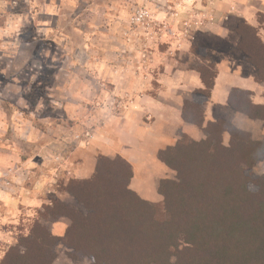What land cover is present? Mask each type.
I'll use <instances>...</instances> for the list:
<instances>
[{
    "label": "rangeland",
    "instance_id": "obj_1",
    "mask_svg": "<svg viewBox=\"0 0 264 264\" xmlns=\"http://www.w3.org/2000/svg\"><path fill=\"white\" fill-rule=\"evenodd\" d=\"M180 1L0 0V173L23 166L22 171L28 173L23 176L28 177L16 186L25 190H30L40 177L48 179L40 207L27 208L20 202L15 209L0 207L3 219L0 261L12 247H18L35 221L52 236L61 237L69 221L43 208L57 203L81 210L65 187L72 181L89 179L99 156L108 159L117 156L113 143L107 145L109 150H98L96 141L90 138L95 131L103 134L111 131L114 124L108 111L119 113V97H97L112 87L108 69L113 70L114 76L117 69L123 71L121 80L126 83L117 84L115 89L126 94L125 89L136 90L141 82L139 72H145L147 65H160L154 71L155 78L162 71L159 62L170 59L189 69L200 66L196 56L191 54L187 60L183 55L178 56L179 50L175 54L170 50V42L179 31L172 15L185 11L198 13L207 8L216 11L217 4H211V0H189L186 7L175 8ZM140 11L148 13L142 23L135 22ZM150 83L152 89L139 88L153 96L158 85L154 81ZM191 99L190 94L186 100ZM16 113L21 115L18 117ZM41 117L49 122L44 125L48 131L42 135L46 143L42 148H33L29 137L33 130L36 133L41 130L40 125L44 124ZM15 118L23 123L21 128L17 121L12 124ZM142 120L149 121L143 117ZM242 127L254 141L264 136V121ZM182 135L194 140L203 138L195 127L179 129L171 145ZM132 173L130 189L135 193L140 190L142 195L136 194L155 207L161 202L157 194L159 181L173 180L175 176L151 156L135 164ZM261 175H264V160L253 167L251 178L255 180ZM251 189L255 187L252 185ZM5 217L9 219L4 220ZM19 251L23 249L19 247ZM69 253L57 244L53 264H89L86 259H71Z\"/></svg>",
    "mask_w": 264,
    "mask_h": 264
},
{
    "label": "trees",
    "instance_id": "obj_2",
    "mask_svg": "<svg viewBox=\"0 0 264 264\" xmlns=\"http://www.w3.org/2000/svg\"><path fill=\"white\" fill-rule=\"evenodd\" d=\"M257 22L264 25V15L258 14ZM235 30L254 81L264 83L258 30L243 22ZM190 53L201 62L195 71L202 88L184 102L181 119L203 138L182 135L157 151L156 160L175 175L159 181L160 205L130 189L132 165L126 159L99 156L89 179L65 187L81 210L57 203L43 208L69 221L62 236H52L35 221L0 264H53L57 244L71 259L89 264H264V175L251 178L253 167L264 160V136L254 141L225 120L205 122L201 108L210 98L216 69L205 51L192 46ZM251 96L232 89L227 105L249 120L264 121V105L253 104Z\"/></svg>",
    "mask_w": 264,
    "mask_h": 264
},
{
    "label": "crops",
    "instance_id": "obj_3",
    "mask_svg": "<svg viewBox=\"0 0 264 264\" xmlns=\"http://www.w3.org/2000/svg\"><path fill=\"white\" fill-rule=\"evenodd\" d=\"M211 1V4H217V10H213L215 16L213 22L206 25L199 32L187 37L178 31L177 38L175 36L170 42V50L173 49L174 54L179 50L178 56L183 55L187 60L192 57L190 53L192 46L206 51L209 55V61L215 65L216 78L210 98L202 106L205 122L222 119L244 131L245 128L242 127V124L247 125L258 121L249 120L230 109L227 105L228 95L232 89L248 91L252 94L251 101L253 104L264 105V83L258 84L254 81V68L245 61L243 55L237 49L240 37L235 29L240 22L256 28L258 37L264 45V25H259L257 22L258 14L264 15V0ZM186 2H189V0H181L180 4L178 3L179 5L176 3L175 8L186 7ZM159 63L162 65V71L157 72L156 78L153 74L156 67L159 68L160 65L156 66V63L155 65H147L145 72H139L141 85L138 82L136 90L131 89L129 92L125 89L126 94L119 92L118 88L115 89L117 84L126 83L121 80L123 71L117 69L114 76L113 70L108 69L107 75L111 78L109 81L112 87L109 91H103L97 96L98 98L102 95H106L108 98L117 96L121 99V103L117 111L118 114L113 113L111 110L108 111L112 116V123L115 125H113L111 131L106 134L95 131L90 138L96 141L95 146L98 150H109L107 148L113 143L117 147V155L126 159L132 164V167L135 164L144 162L147 156H151L153 161L160 164L156 160V153L158 150L171 145L170 141L175 136V131L194 127L182 121L181 110L184 102L188 101L186 98L193 91L202 88L199 74L195 69L182 67L181 64H178V61L173 59ZM142 67L143 65L140 70H142ZM151 81L158 85V89L153 96L141 92L142 90L139 88L152 89ZM123 89L124 86L121 87V90ZM16 114L18 117L21 115L20 113ZM142 117L149 121L147 123L143 122ZM40 119L41 123H44L40 125L41 130L37 131L39 133L33 130L32 135L29 137V143L33 148H42L43 144L46 143L42 135L44 132L46 133L47 129L44 125H48L49 122L44 117ZM16 121L21 128L23 123H19L17 118L14 119L12 124ZM31 128L33 129V127ZM38 138L42 141H38ZM76 138L78 137L76 136ZM18 168L15 167L13 171L11 170L8 173H0V207L4 205L15 209L17 202L27 208L40 207L42 203L41 196L45 193L44 187L48 179L40 177L37 182H33L30 190H25L23 186H16L28 177L23 176L27 173L22 171L23 166ZM21 172L24 173L20 174ZM139 191L136 193L142 195V192ZM7 219L9 218H4V220ZM1 220L3 219L0 216Z\"/></svg>",
    "mask_w": 264,
    "mask_h": 264
},
{
    "label": "built area",
    "instance_id": "obj_4",
    "mask_svg": "<svg viewBox=\"0 0 264 264\" xmlns=\"http://www.w3.org/2000/svg\"><path fill=\"white\" fill-rule=\"evenodd\" d=\"M148 17V13L144 11L137 12L135 22L142 23ZM215 16L211 8L203 9L201 11L189 13L187 11L182 14L174 13L172 20L179 26V32L185 37L199 32L206 25L213 22Z\"/></svg>",
    "mask_w": 264,
    "mask_h": 264
}]
</instances>
